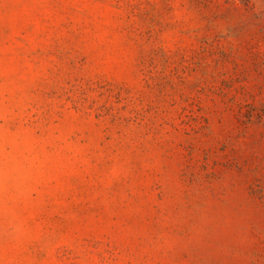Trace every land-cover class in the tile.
<instances>
[{
    "label": "rangeland",
    "instance_id": "obj_1",
    "mask_svg": "<svg viewBox=\"0 0 264 264\" xmlns=\"http://www.w3.org/2000/svg\"><path fill=\"white\" fill-rule=\"evenodd\" d=\"M0 264H264V0H0Z\"/></svg>",
    "mask_w": 264,
    "mask_h": 264
}]
</instances>
